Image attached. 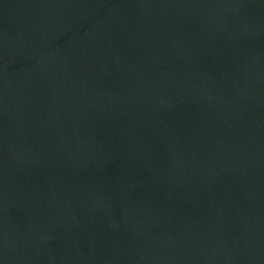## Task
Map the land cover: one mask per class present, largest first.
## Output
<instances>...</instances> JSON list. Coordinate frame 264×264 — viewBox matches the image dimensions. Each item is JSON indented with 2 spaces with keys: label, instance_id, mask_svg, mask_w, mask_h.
<instances>
[{
  "label": "water",
  "instance_id": "obj_1",
  "mask_svg": "<svg viewBox=\"0 0 264 264\" xmlns=\"http://www.w3.org/2000/svg\"><path fill=\"white\" fill-rule=\"evenodd\" d=\"M0 264H264V0H0Z\"/></svg>",
  "mask_w": 264,
  "mask_h": 264
}]
</instances>
